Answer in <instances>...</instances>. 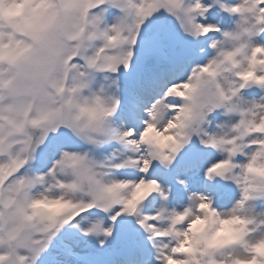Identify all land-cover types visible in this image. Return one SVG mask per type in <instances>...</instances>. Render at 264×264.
I'll return each instance as SVG.
<instances>
[{
    "label": "snow or ice",
    "instance_id": "obj_1",
    "mask_svg": "<svg viewBox=\"0 0 264 264\" xmlns=\"http://www.w3.org/2000/svg\"><path fill=\"white\" fill-rule=\"evenodd\" d=\"M0 264H264V0H0Z\"/></svg>",
    "mask_w": 264,
    "mask_h": 264
}]
</instances>
